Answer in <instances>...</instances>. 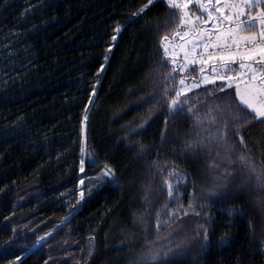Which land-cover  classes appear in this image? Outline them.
<instances>
[{
    "label": "trees",
    "instance_id": "obj_1",
    "mask_svg": "<svg viewBox=\"0 0 264 264\" xmlns=\"http://www.w3.org/2000/svg\"><path fill=\"white\" fill-rule=\"evenodd\" d=\"M147 2L0 0V264H264V190L247 170L214 183L239 155L264 173V123L236 129L246 149L183 151L194 120L166 103L181 79L201 84L181 99L204 128L245 114L208 68L164 55L180 10L134 15Z\"/></svg>",
    "mask_w": 264,
    "mask_h": 264
},
{
    "label": "snow or ice",
    "instance_id": "obj_2",
    "mask_svg": "<svg viewBox=\"0 0 264 264\" xmlns=\"http://www.w3.org/2000/svg\"><path fill=\"white\" fill-rule=\"evenodd\" d=\"M154 2L165 3L170 10H180V26L191 28L193 32H196V29H202V33H197L200 47L204 49L207 59L216 57L218 62H223L224 67L220 71H230L231 65H236L238 69L245 70L233 71L232 76H221L220 72L213 67L217 78L222 82L230 81L233 78L243 80L244 75L248 76V79L244 81L245 88L243 90L240 89L238 84L235 86L231 83L227 84V88L234 87L232 95L245 115H234L232 117L234 123L232 124L225 121L217 125L215 121H211V126L215 128L214 132L210 131L209 128H204V121L197 118L196 112L191 107L185 108L186 100L181 99L182 94L186 96L192 89L200 88L201 84L193 82L190 86H186L185 79L179 81L180 88L174 92L175 98L166 101L168 103L167 111L172 119L177 116L193 119L194 126L197 129L196 136L185 140L183 151L189 156L203 153L207 159L210 145H212L217 148V152L223 150L225 153L229 151L234 153L235 150L227 144V135H235L236 142L246 149L245 138L239 135L236 129L246 123L248 119L264 123V0H148L147 4L140 9V12L134 15L142 16L143 12ZM193 5L202 15H196L195 11H188ZM120 30L117 27L115 32L119 34ZM175 35L179 37L181 32L176 31ZM183 35L187 36L188 32L185 31ZM163 39L167 41L168 37L165 36ZM111 40L115 42L117 35H113ZM111 50V47H109L108 51L111 52ZM163 52L167 56L168 48H163ZM218 53L222 54L218 55ZM172 71L175 73L177 69L173 68ZM206 82L216 84L217 79L213 78ZM219 91L226 92L227 89L222 86ZM93 95H95L94 91ZM89 103H91V100ZM84 120H87V115H85ZM202 134L203 139L200 138ZM205 140H208L209 143H205ZM81 154L82 156L84 154L83 148ZM84 164L85 161L82 158L80 160L81 172L84 171ZM214 168L216 169L214 183L219 181L217 186L220 188H228L230 184L236 181L238 177L234 173L247 170L255 176L257 187L264 190V173H257L255 167L243 155L237 156L235 163L232 161L227 163L216 161ZM103 174L109 177L112 176L111 171L107 169L104 170ZM184 179L183 176L178 177L180 182ZM81 183H83V180H81ZM192 183L195 182L192 181ZM166 187L168 197H173V185L169 183ZM229 190L231 189L229 188ZM80 195L83 197V192ZM191 207L189 205V208ZM179 211L184 210L181 207L173 212L170 215V221L179 218ZM193 212H195V209H193ZM195 214L199 215L198 212ZM184 215H188V212L184 211ZM164 223L167 224L169 221ZM156 226L159 228L161 224L158 222ZM39 239L45 241L46 237L41 236ZM203 239H207L206 232L203 234Z\"/></svg>",
    "mask_w": 264,
    "mask_h": 264
},
{
    "label": "rangeland",
    "instance_id": "obj_3",
    "mask_svg": "<svg viewBox=\"0 0 264 264\" xmlns=\"http://www.w3.org/2000/svg\"><path fill=\"white\" fill-rule=\"evenodd\" d=\"M191 7L189 8V11H192ZM185 31L188 32L187 36L183 35ZM180 32H181V36H179V38L176 39L175 41H167V47H166L168 48V55L172 58V61L175 64L179 63V59L183 58L184 61L187 60V62L185 61L187 64L185 66V70H190L191 68H193L192 64H199L202 65L204 68H208V70L203 74V81H202L203 84H209V82L206 81H210L211 79L216 78L217 82L223 83L224 85L223 87H225L226 89H228L227 84L229 83L233 84V86L238 84L240 89L242 90L245 88L244 81L248 79L247 75H244L243 80L233 78L232 80L226 82H222L219 78H217L216 71H219L221 76L224 75L232 76L233 71H245V70H240L237 68L236 65H231L230 71H220L224 67L223 62H218L216 57H213L212 59H207L205 57H202L200 52L204 49L200 47L199 36L197 35V33H202V29H196V32H193L191 28L182 27ZM219 54L222 53H218V55ZM193 61L194 63H192ZM213 67H215L216 71H213ZM190 85L186 84V86H190Z\"/></svg>",
    "mask_w": 264,
    "mask_h": 264
},
{
    "label": "built area",
    "instance_id": "obj_4",
    "mask_svg": "<svg viewBox=\"0 0 264 264\" xmlns=\"http://www.w3.org/2000/svg\"><path fill=\"white\" fill-rule=\"evenodd\" d=\"M188 11H189V9H188ZM202 49H203V48H202ZM209 51H211V49H209ZM200 54H201L202 57H205V58H206V53H205L204 50H202V51L200 52Z\"/></svg>",
    "mask_w": 264,
    "mask_h": 264
}]
</instances>
